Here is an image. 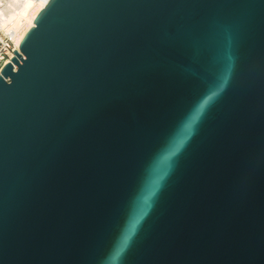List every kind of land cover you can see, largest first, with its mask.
Returning a JSON list of instances; mask_svg holds the SVG:
<instances>
[{
  "label": "water",
  "instance_id": "obj_1",
  "mask_svg": "<svg viewBox=\"0 0 264 264\" xmlns=\"http://www.w3.org/2000/svg\"><path fill=\"white\" fill-rule=\"evenodd\" d=\"M0 264H264V0H49L0 71Z\"/></svg>",
  "mask_w": 264,
  "mask_h": 264
},
{
  "label": "bare ground",
  "instance_id": "obj_2",
  "mask_svg": "<svg viewBox=\"0 0 264 264\" xmlns=\"http://www.w3.org/2000/svg\"><path fill=\"white\" fill-rule=\"evenodd\" d=\"M49 0H0V30H15L17 41L34 27L35 19Z\"/></svg>",
  "mask_w": 264,
  "mask_h": 264
},
{
  "label": "built area",
  "instance_id": "obj_3",
  "mask_svg": "<svg viewBox=\"0 0 264 264\" xmlns=\"http://www.w3.org/2000/svg\"><path fill=\"white\" fill-rule=\"evenodd\" d=\"M16 34L15 30H0V71L3 66L11 62L14 57V51H19L21 41H17ZM14 69L16 71V68Z\"/></svg>",
  "mask_w": 264,
  "mask_h": 264
}]
</instances>
